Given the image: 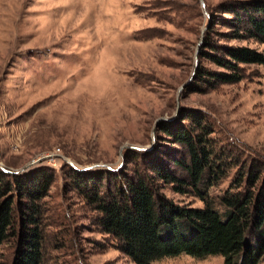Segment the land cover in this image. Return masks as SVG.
Masks as SVG:
<instances>
[{
  "label": "rangeland",
  "instance_id": "rangeland-1",
  "mask_svg": "<svg viewBox=\"0 0 264 264\" xmlns=\"http://www.w3.org/2000/svg\"><path fill=\"white\" fill-rule=\"evenodd\" d=\"M225 1L0 0V169L51 168L42 200L45 264H136L100 231L76 183L98 170L131 175L143 166L141 152L155 162L178 156L158 126L181 106L205 115L222 156L264 159V65L245 66L235 83L185 88L198 61L219 69L196 53L204 34L264 52V44L223 37ZM237 168L208 190L220 211ZM161 191L179 204L204 205L169 185ZM14 250L12 240L0 246L2 264H11ZM151 264L224 262L180 254Z\"/></svg>",
  "mask_w": 264,
  "mask_h": 264
},
{
  "label": "trees",
  "instance_id": "trees-1",
  "mask_svg": "<svg viewBox=\"0 0 264 264\" xmlns=\"http://www.w3.org/2000/svg\"><path fill=\"white\" fill-rule=\"evenodd\" d=\"M219 8L227 15L226 40L264 44V0H227ZM198 53L219 69L207 70L198 61L185 86L191 91L238 82L245 66L264 65L263 51L248 44H217L206 34ZM158 128L180 150L169 163L141 152L143 166L131 175L98 170L84 173L76 183L86 204L98 213L100 231L136 264L180 254L221 255L224 264H258L264 253V159L237 163L229 154L222 156L225 152L216 151L200 110L181 106L173 120L160 121ZM235 164V176L219 196L220 211L211 205L208 190ZM50 169L39 166L24 174L0 169V246L11 240L15 244L11 264H45L42 200L53 182ZM111 175L114 181L108 180ZM167 185L204 205L174 202L161 191Z\"/></svg>",
  "mask_w": 264,
  "mask_h": 264
},
{
  "label": "water",
  "instance_id": "water-1",
  "mask_svg": "<svg viewBox=\"0 0 264 264\" xmlns=\"http://www.w3.org/2000/svg\"><path fill=\"white\" fill-rule=\"evenodd\" d=\"M198 48H199V44H198V47H197V49H196V53H198ZM196 63V62H195ZM7 170H5V172H6ZM8 173H10V172H8Z\"/></svg>",
  "mask_w": 264,
  "mask_h": 264
}]
</instances>
